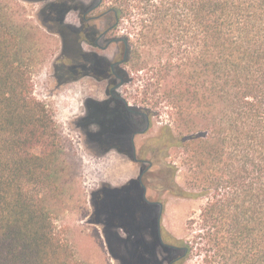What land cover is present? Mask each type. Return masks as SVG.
Segmentation results:
<instances>
[{
  "label": "trees",
  "instance_id": "trees-1",
  "mask_svg": "<svg viewBox=\"0 0 264 264\" xmlns=\"http://www.w3.org/2000/svg\"><path fill=\"white\" fill-rule=\"evenodd\" d=\"M34 1L45 2L40 24L62 42L55 62L59 84L86 76L109 82L110 100L88 101L83 122L101 125L94 139L103 152L116 149L141 162V174L146 171L143 184L106 183L92 194V222L127 234L116 240L118 248L108 242L111 255L134 264L137 252L141 264H157L160 212L145 198L144 186L154 187L161 171L165 191L206 200L187 223L189 239L178 241L183 261L201 256L204 264H264V0H113L104 14L113 20L108 42L121 46L115 71L105 56L84 50L83 32L66 21L75 5ZM2 6L0 264H79L57 236L52 210L68 188L66 145L34 94L35 43L14 25L18 10ZM124 25L122 36H111ZM133 75L143 108L111 91ZM138 112L148 116L151 128L154 117L168 116L139 148L135 133L115 135L127 115ZM173 153L180 166L170 161ZM181 167L190 175L186 189L175 181ZM148 228L152 242L145 237Z\"/></svg>",
  "mask_w": 264,
  "mask_h": 264
},
{
  "label": "rangeland",
  "instance_id": "rangeland-1",
  "mask_svg": "<svg viewBox=\"0 0 264 264\" xmlns=\"http://www.w3.org/2000/svg\"><path fill=\"white\" fill-rule=\"evenodd\" d=\"M1 1L2 4L0 5H8L7 10L10 13H15V10H18L13 19L14 25L24 28L22 34L26 38L30 35L31 43H35L38 56L31 70L34 94L38 100L47 105L52 113L68 153L71 170L67 180L68 188L64 198H58L52 202L56 234L69 244L74 255V261L79 264H126L111 255L108 244L109 241H114V247L118 248L122 244L119 245L116 240L126 238V232L122 229L95 224L91 220L95 211L92 194L106 183L117 187L130 180L139 179L143 167L141 162L132 160L116 149L103 152L99 142L93 136V133L101 131V125L98 123L86 125L83 122L88 116V101H107L112 98L109 92V82L86 76L80 80H70L64 84H59L56 77L55 62L61 53L62 42L60 37L50 34L40 24V11L45 2L31 0ZM112 1L104 0L103 11L104 8L111 5ZM97 2L98 0H78L73 4L75 9L67 14L66 21L70 24H78L79 12L76 9L80 7L83 13ZM112 24L113 20L105 16L98 21L97 27L103 31L111 27ZM126 27L124 25L117 28L111 33V36H122L127 30ZM106 42L107 40H104L101 44L104 45ZM85 48L89 49L87 45ZM100 54L111 62L122 59L119 43L111 45L106 51H100ZM128 69L131 70L132 68L128 67ZM131 79L129 83L115 88L113 92L127 99L130 107L143 108L145 104L141 101L142 96L137 93L140 82L135 79L134 75ZM145 115L128 114V120L125 122L123 130L115 132L116 137H122L124 133H130L131 136L136 132L135 142L139 148L142 142L156 135L162 125L168 122L166 114L159 118L154 117L153 127H150L145 133L139 134V132L145 131L147 127ZM130 153H133L132 150ZM170 161H174L180 166L181 160L177 153H173ZM157 175L159 177L154 179V187L147 190V199L155 203V212L159 213L161 206L164 208L162 226L166 233L165 241L169 239V243L182 246L178 241L189 239L188 221L199 216L206 200L199 197H183L165 191L162 184L166 175L161 171ZM175 181L179 186L186 189L190 181L187 170L181 167L175 176ZM191 191L197 193V188L192 185ZM145 237L148 242L154 240L149 228L145 231ZM128 249L133 252L131 245L128 246ZM157 256V264H168L172 258V251L162 247L160 243L157 247ZM141 262V258L136 252L133 263L141 264ZM183 264L204 263L201 256H192Z\"/></svg>",
  "mask_w": 264,
  "mask_h": 264
},
{
  "label": "flooded vegetation",
  "instance_id": "flooded-vegetation-1",
  "mask_svg": "<svg viewBox=\"0 0 264 264\" xmlns=\"http://www.w3.org/2000/svg\"><path fill=\"white\" fill-rule=\"evenodd\" d=\"M31 1H34V0H31ZM68 1L71 4H74L78 0H68ZM37 2H41V1H37ZM76 11L79 12V14H78L79 23L78 24H72V25L75 26V28L79 32H81V31L83 32L82 45H83V48L85 51L96 52L99 55H101L100 51H106L111 45L117 43V42L110 43L107 40V38H108L107 36L112 31V27H109L103 31H100L97 27L98 21H100L101 19H103L105 17L104 11L102 9V0H98V2L95 5H93L89 9L83 11V13L81 12L80 7L78 9H76ZM94 23H96V24H94ZM104 40H107V42H106V44L102 45L101 42ZM85 45H87L89 47V49H86ZM101 56H103V55H101ZM120 61L113 62V64H112V70L113 71H115V69H116L115 67L118 66V63ZM78 80H80V79H78ZM115 88H117V87H115ZM115 88L112 87V90H111L112 93H114L113 91ZM135 114L145 115L144 113H141V112H138ZM146 119H147V124H148V116H146ZM139 134H143V133L139 132ZM134 136L136 138V136H137L136 132H135ZM134 136H133V138H134ZM157 235L159 237V240H160L162 247L172 251V258L168 261V264H183V262H184L183 261V258H184L183 246H178V245H175L173 243H169L168 242L169 239H167L168 241H165L166 233L163 230V226L161 229H159V227L157 226ZM174 252H176V253H174ZM178 253H180V254H178Z\"/></svg>",
  "mask_w": 264,
  "mask_h": 264
},
{
  "label": "water",
  "instance_id": "water-1",
  "mask_svg": "<svg viewBox=\"0 0 264 264\" xmlns=\"http://www.w3.org/2000/svg\"><path fill=\"white\" fill-rule=\"evenodd\" d=\"M150 127H151V121L149 120V118H148V124H147V127H146V130L145 131H143L142 133H145L146 131H148L149 129H150ZM133 144H135V136H134V138H133ZM134 155H135V157H136V151H134ZM148 170V169H147ZM146 171H144V173H145ZM144 173H142L141 175H140V177H139V180H140V182L143 184V175H144ZM144 190H145V198L147 199V188L144 186ZM164 208H163V206H161V211H160V213H159V215H158V219H157V224H158V227H159V229H161L162 228V221H163V213H164V210H163Z\"/></svg>",
  "mask_w": 264,
  "mask_h": 264
}]
</instances>
